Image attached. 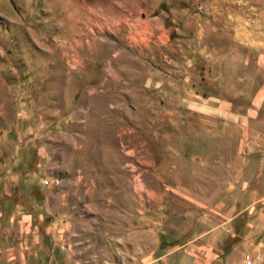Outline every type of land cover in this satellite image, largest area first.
I'll list each match as a JSON object with an SVG mask.
<instances>
[{
	"label": "rangeland",
	"instance_id": "obj_1",
	"mask_svg": "<svg viewBox=\"0 0 264 264\" xmlns=\"http://www.w3.org/2000/svg\"><path fill=\"white\" fill-rule=\"evenodd\" d=\"M264 0H0V264H264Z\"/></svg>",
	"mask_w": 264,
	"mask_h": 264
},
{
	"label": "crops",
	"instance_id": "obj_2",
	"mask_svg": "<svg viewBox=\"0 0 264 264\" xmlns=\"http://www.w3.org/2000/svg\"><path fill=\"white\" fill-rule=\"evenodd\" d=\"M263 46H264V43H263ZM262 60H263V62H264V57H263V59H262Z\"/></svg>",
	"mask_w": 264,
	"mask_h": 264
}]
</instances>
